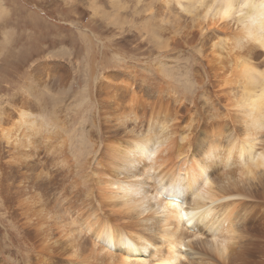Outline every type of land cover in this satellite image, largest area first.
Instances as JSON below:
<instances>
[{"label": "bare ground", "instance_id": "obj_1", "mask_svg": "<svg viewBox=\"0 0 264 264\" xmlns=\"http://www.w3.org/2000/svg\"><path fill=\"white\" fill-rule=\"evenodd\" d=\"M165 3L185 14L199 12L192 15L189 40L212 29L224 36L221 49L202 59L212 95L201 92L202 99L193 96L186 108L179 83L167 71L157 68L148 77L145 70L121 69L97 77L92 69L77 96L92 104L95 92L96 107L91 106L90 129L76 146L64 133L57 132L56 139L25 111L0 125V141L17 165L37 156L33 135L48 143L46 157L59 177L57 264H264L262 251L257 260L253 255V249H264V0ZM111 22L120 24L117 18ZM141 30L153 32L147 24ZM193 78L186 84L189 94L201 91V77ZM58 82L60 95L67 94L65 78ZM29 174L22 175L39 178ZM22 199L17 203L27 204H18L20 217L22 207L27 216L31 205L39 204ZM42 209L30 214L39 217ZM40 217L48 222L49 211ZM41 259L30 263L52 264Z\"/></svg>", "mask_w": 264, "mask_h": 264}, {"label": "rangeland", "instance_id": "obj_2", "mask_svg": "<svg viewBox=\"0 0 264 264\" xmlns=\"http://www.w3.org/2000/svg\"><path fill=\"white\" fill-rule=\"evenodd\" d=\"M1 11L0 125H3L2 127L16 118L18 112L25 111L40 118L42 120L39 122L40 128L50 131L56 139L57 132L64 133L70 144L76 146L83 133L90 129L91 106L96 107L95 92H92V104L90 102L87 104L86 98L77 96L85 85V75L92 69L96 76L102 73L114 75L121 69L122 71L145 70L148 77H152L153 71L157 68L167 71L179 83L177 84L178 93L182 96L181 101L186 108L192 107L190 101L193 96L202 99L199 97L200 93L206 91L212 95V89L210 90V85L205 81V64L202 59L203 55L208 56L221 49L224 45L222 42L224 36L212 29L209 34L204 35V38L195 37L189 40L187 33L192 31L191 25L194 23L191 20L192 15L194 17L199 12L182 13L173 4L165 3V0H0V14ZM112 18H117L120 24L111 22ZM142 24H147L153 30L152 35H147L141 30ZM173 43L178 45L174 46ZM260 60L256 58L255 61V57L252 58L255 63ZM37 67L43 68L41 75L34 74ZM59 76L66 80L69 87L67 94L60 95V80L57 84ZM193 77L198 79L201 77L202 87L199 93H195L193 89L192 94H189L186 92V84L193 80L195 82ZM196 87L198 89L199 86ZM92 89L95 88H91L89 93ZM211 98L214 99L212 96ZM33 136L31 139L33 142L36 141V144L34 147L32 145V148L37 156L28 157L25 164H18L19 166L10 161L11 159L8 158L10 149L0 141V264H31L30 261L34 263L37 257L43 258L40 261L46 260L45 262L57 264V225H55V222L57 224V180L59 179L57 166H54L49 156L46 157L45 149L48 150V143L44 141V137ZM23 149L24 147L20 150ZM26 149L24 151L29 152V149ZM6 162L13 165L7 166ZM32 165H37L32 169L34 173H38L34 176V173L31 170L30 173L27 169ZM13 171H16L18 176ZM27 173L34 178L38 175L39 178L36 181L29 179L28 176H24ZM17 178H20V183L23 180L29 183L23 181L17 185L19 183ZM41 178H44L43 186ZM30 181L36 182V189L40 191L37 192L38 196H36L35 186L30 185L32 183ZM37 183H40L39 187ZM21 187L27 189L24 188L25 191H23ZM18 189H22L23 193L20 194ZM26 190L29 192L27 191L23 199L19 198ZM30 194L37 199H31L34 197ZM43 194L46 196L43 197ZM27 197H30L31 203L39 200V204L37 201L34 205L36 207L37 204L40 206L41 201V205L44 206L36 208L31 205L34 209L30 211L37 212L38 209L44 208L40 210V216L49 211L48 222L40 221L41 217L33 216L30 211L27 215L30 217L22 216L23 207L20 217V210H17L21 208L18 204L21 203V199L29 203ZM18 201L20 203H17ZM24 204L20 205L25 207L27 203ZM15 205L18 207L15 208ZM25 216L31 222L37 221V218L38 221L36 224L28 221L26 223ZM21 220H24L26 225ZM33 224L34 226L29 227ZM37 224L40 228L42 227L41 232H38L40 230H37L39 229ZM40 233H43L41 236L44 235L43 240L39 236ZM44 239L48 240L44 241ZM37 242L45 247L42 248V245L39 244V246ZM51 246L54 248L51 249ZM40 247L42 250H39ZM260 251L264 255V249H253L255 260L262 255Z\"/></svg>", "mask_w": 264, "mask_h": 264}]
</instances>
